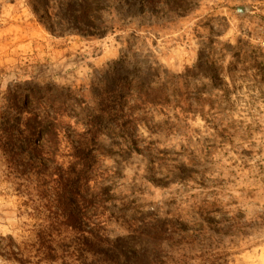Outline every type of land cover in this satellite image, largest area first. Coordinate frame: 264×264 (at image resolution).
<instances>
[{
  "label": "rangeland",
  "instance_id": "rangeland-1",
  "mask_svg": "<svg viewBox=\"0 0 264 264\" xmlns=\"http://www.w3.org/2000/svg\"><path fill=\"white\" fill-rule=\"evenodd\" d=\"M165 79L172 106H137L138 121L107 102L131 91L136 105L123 81ZM15 88L20 106L35 92L63 113L55 163L25 136L23 163L94 195L112 238L149 236L122 243V261L264 264V0H0V115L17 134ZM30 191L0 152V264H20L8 236L34 241Z\"/></svg>",
  "mask_w": 264,
  "mask_h": 264
},
{
  "label": "trees",
  "instance_id": "trees-1",
  "mask_svg": "<svg viewBox=\"0 0 264 264\" xmlns=\"http://www.w3.org/2000/svg\"><path fill=\"white\" fill-rule=\"evenodd\" d=\"M88 26L91 27V25ZM173 82H175L173 79H165L156 83L157 87H152L151 84L143 85L145 84L143 81L137 84L134 82L124 83L123 81L120 87L123 91L132 85L137 87L136 105H130L129 99L133 96L131 91L123 97L124 99L111 93L107 102L113 106L119 105L123 116L130 117L132 121H138L132 115L139 108L137 106L141 108L153 106L162 109L172 106L168 87ZM26 94L34 101L32 108H29L28 101H25L23 106L18 104L19 99L25 96L17 88L8 89L4 96V101L11 108L10 110H17L16 115L19 116V122L17 123L18 133L15 134V129L5 121L4 113L0 115V152L7 162L9 175L21 178L27 187L33 185V189L36 191L35 196L31 191L27 193L29 202L34 205L28 211L34 241L22 246L16 244L13 238L8 236L7 259L20 264H33L35 260L47 264H167V260L159 259V257H154L153 260L146 257L141 260L136 255L129 256L127 254L125 256L128 261H122L121 257L116 254V252H122L120 247H128L121 245L122 243L127 239L134 241L136 236L140 239L142 237L148 239L149 236L144 235V232L136 228L131 231L133 236H129V238H112L109 231L110 225L104 220L105 209L103 208L104 213L99 212L101 205H98V200L94 195L86 197L78 193L77 190H70L63 186V183L59 185L63 177L56 175L55 170L49 174L45 173L50 168L49 165L52 166L55 163L58 124L61 123V114L63 116V113L49 105L50 98L38 97L35 92ZM174 97L177 98L176 95ZM42 98L45 99V103H42ZM179 108L184 110L182 107ZM128 124L130 123L128 122ZM89 126L90 131L97 127L94 122ZM24 136L31 139L38 137L40 144L35 147L33 152L37 151L34 153L35 156H41L40 158L49 164L46 167L36 166L42 167V171H36V168L32 169L36 165L35 162H32V167H29L31 161L23 163L24 160L20 157L18 149ZM77 158L81 159L85 167L92 165L85 163L87 158L81 151L77 154ZM90 169L88 168V170ZM87 172L83 179L89 182ZM71 198L75 201V205L71 202ZM160 230L164 234L167 232V229L163 227ZM161 241L163 243V240ZM122 254L124 253L122 252Z\"/></svg>",
  "mask_w": 264,
  "mask_h": 264
},
{
  "label": "water",
  "instance_id": "water-1",
  "mask_svg": "<svg viewBox=\"0 0 264 264\" xmlns=\"http://www.w3.org/2000/svg\"><path fill=\"white\" fill-rule=\"evenodd\" d=\"M238 11L240 13H245L246 11H248V9H246V8H239Z\"/></svg>",
  "mask_w": 264,
  "mask_h": 264
}]
</instances>
